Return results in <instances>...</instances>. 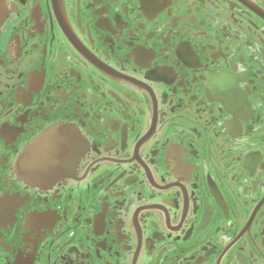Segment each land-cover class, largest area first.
I'll list each match as a JSON object with an SVG mask.
<instances>
[{"label": "flooded vegetation", "instance_id": "obj_1", "mask_svg": "<svg viewBox=\"0 0 264 264\" xmlns=\"http://www.w3.org/2000/svg\"><path fill=\"white\" fill-rule=\"evenodd\" d=\"M0 264H264V0H0Z\"/></svg>", "mask_w": 264, "mask_h": 264}, {"label": "water", "instance_id": "obj_2", "mask_svg": "<svg viewBox=\"0 0 264 264\" xmlns=\"http://www.w3.org/2000/svg\"><path fill=\"white\" fill-rule=\"evenodd\" d=\"M43 141L44 140H40L38 141V143L34 144L33 146H31L25 153L24 155V166H27L28 164V159L27 157L29 156L30 158H32L33 160H37V159H41L42 157V151H43Z\"/></svg>", "mask_w": 264, "mask_h": 264}]
</instances>
